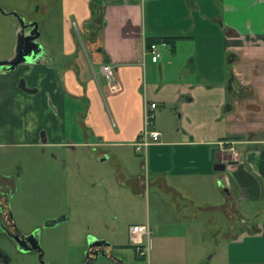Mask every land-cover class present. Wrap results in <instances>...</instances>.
I'll use <instances>...</instances> for the list:
<instances>
[{"label": "crops", "instance_id": "0c3cea01", "mask_svg": "<svg viewBox=\"0 0 264 264\" xmlns=\"http://www.w3.org/2000/svg\"><path fill=\"white\" fill-rule=\"evenodd\" d=\"M53 1L41 6L46 56L0 70V145L134 148L145 128L144 106L154 102L147 128L158 130L159 140L143 148L147 175L165 190L189 196L184 199L200 210L222 212L229 229L236 228L234 222L242 226V236H223L231 264H264V0H102L93 14L91 0H60L59 47L46 26L56 18ZM74 22L99 66L101 85L96 76L83 75L86 54ZM18 27L10 26L15 33ZM167 36H176L167 44L172 53L176 41L193 46L190 61L199 64L198 79L163 81L161 55L152 61L144 47L148 37ZM15 44L16 35L0 59L11 58ZM103 51L113 66L114 88L100 72ZM153 68L159 69L158 80ZM160 104L178 110L173 133L154 126ZM72 121L84 142L73 140ZM219 164L224 167L215 169Z\"/></svg>", "mask_w": 264, "mask_h": 264}, {"label": "rangeland", "instance_id": "374dc122", "mask_svg": "<svg viewBox=\"0 0 264 264\" xmlns=\"http://www.w3.org/2000/svg\"><path fill=\"white\" fill-rule=\"evenodd\" d=\"M44 1L0 0V52L10 49L15 40L16 33L10 26L18 22L11 11L25 21H37L41 33L38 40L42 45L48 43L41 8ZM52 9L56 18L46 26L52 31V44L59 47L60 0L53 1ZM76 24L71 23V28L81 52L86 54L83 75L91 79L96 76L101 85L99 66L87 52ZM191 48L190 44L179 41L173 53L170 45L161 48L163 81L199 78V64L195 59L190 61L192 55L195 57ZM151 72L147 68L148 76ZM153 75L158 80V68H153ZM162 107L160 104L155 109L154 126L171 133L177 126L178 110L173 104L164 110ZM68 127L74 132L73 140L84 142L83 131L77 124L72 121ZM69 131L64 142L71 137ZM145 157L144 149L135 152L129 145L62 143L43 146L22 141L0 145V173L17 172L9 200V212L16 227L27 232L43 224L40 216L52 210L69 215L59 222V237L48 238V230H44L40 258L34 250L15 251L12 242L0 235V246L8 252L11 264H77L84 257L91 236L104 238L113 245V257L107 259L102 255L94 264H119L115 259L125 264H231L225 254L228 239L223 236L233 231L242 236V226L234 222L236 228L229 229L222 212L200 210L187 202L189 196L184 194L182 198L165 190L154 182L152 174L147 175L142 166ZM119 172L124 174L122 182ZM126 177L132 181L125 182ZM134 223L148 225L149 237L144 235L141 243L148 247L145 256H139L132 245L128 227Z\"/></svg>", "mask_w": 264, "mask_h": 264}, {"label": "flooded vegetation", "instance_id": "af4514ba", "mask_svg": "<svg viewBox=\"0 0 264 264\" xmlns=\"http://www.w3.org/2000/svg\"><path fill=\"white\" fill-rule=\"evenodd\" d=\"M16 177L17 172L11 174L0 173V235L6 236L12 242V247L15 251H25L22 249L27 248L30 245H39V249H31L26 251L34 250L38 252L39 256L41 257L40 242L42 241L44 230H48V238L50 237L51 239H53L59 237V222L67 219L69 215L66 212L63 213L62 211L52 210L49 211L46 215V218L43 219V224L35 226L27 232L19 230L15 225L11 213L9 212V200L13 195V188L16 183ZM15 235L20 238L19 243L21 244L22 249L18 248V243ZM92 238L104 239L97 236H91L89 237L88 243ZM104 240L108 242L106 239ZM111 246L113 245H110L109 242L106 245H104L103 243L94 245L87 244L84 257L77 264H94L98 257L102 256V251L105 253V257L107 259H111L113 257ZM115 260L119 262V264H125V262L121 259ZM0 264H11V258L8 252L2 246H0Z\"/></svg>", "mask_w": 264, "mask_h": 264}, {"label": "water", "instance_id": "95a60500", "mask_svg": "<svg viewBox=\"0 0 264 264\" xmlns=\"http://www.w3.org/2000/svg\"><path fill=\"white\" fill-rule=\"evenodd\" d=\"M18 21L19 27L16 32V44L14 49V54L11 58L8 59H0V70H12L18 64L25 63H33L39 62L42 58L46 56V52L42 47V44L39 42V30L38 23L35 20H30L26 22L23 17H21L15 11L10 12ZM23 81H21V86ZM23 88V87H22ZM224 167L223 164H219L215 166V169H222ZM18 248L22 249L21 244L19 243L20 238L15 235ZM108 244L104 239L92 238L88 243L89 245L94 244ZM31 249H39V245H30L27 248L22 250H31ZM102 255L105 253L102 251ZM40 258V256H39Z\"/></svg>", "mask_w": 264, "mask_h": 264}, {"label": "built area", "instance_id": "2783aa9c", "mask_svg": "<svg viewBox=\"0 0 264 264\" xmlns=\"http://www.w3.org/2000/svg\"><path fill=\"white\" fill-rule=\"evenodd\" d=\"M164 46H167V42L165 40L153 41L149 44V46L144 47V54H149L152 61H157L161 55V48ZM100 72L106 82L110 84L111 88H114V86L111 85V82L114 78L113 66L110 63H102L100 65ZM154 106V102H147L144 106L145 128L134 142V148L136 151H140L143 148H146L151 143L157 142L159 140V131L156 129L147 128V126L152 123L153 113L151 110ZM129 234L136 253L139 256H145L148 247L143 246L141 243L143 236L146 235L148 237L149 235L147 224L131 225L129 227Z\"/></svg>", "mask_w": 264, "mask_h": 264}, {"label": "trees", "instance_id": "16d2710c", "mask_svg": "<svg viewBox=\"0 0 264 264\" xmlns=\"http://www.w3.org/2000/svg\"><path fill=\"white\" fill-rule=\"evenodd\" d=\"M102 2V0H91L90 1V5H91V11H92V14H93V6L95 5V3H100ZM159 39L157 38H151V37H148L145 39V46H149V44L153 41H158ZM160 40H165L167 42V44H171L173 45L175 40H176V36H167V37H164V38H161ZM103 63H109V58L106 56V53L103 51Z\"/></svg>", "mask_w": 264, "mask_h": 264}]
</instances>
